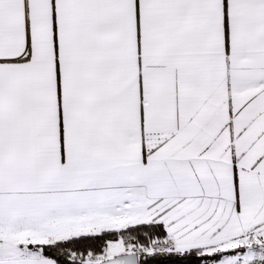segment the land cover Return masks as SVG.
<instances>
[{
    "label": "snow or ice",
    "instance_id": "1",
    "mask_svg": "<svg viewBox=\"0 0 264 264\" xmlns=\"http://www.w3.org/2000/svg\"><path fill=\"white\" fill-rule=\"evenodd\" d=\"M0 264H264V0H0Z\"/></svg>",
    "mask_w": 264,
    "mask_h": 264
}]
</instances>
